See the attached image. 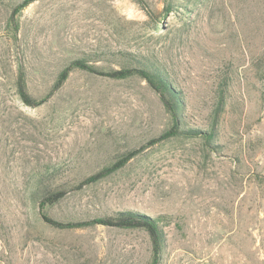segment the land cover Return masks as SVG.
I'll use <instances>...</instances> for the list:
<instances>
[{"label":"rangeland","instance_id":"obj_1","mask_svg":"<svg viewBox=\"0 0 264 264\" xmlns=\"http://www.w3.org/2000/svg\"><path fill=\"white\" fill-rule=\"evenodd\" d=\"M11 1L0 0V264H264V0H204L191 20L170 13L157 26L163 0H41L19 14L13 38ZM114 52L163 65L185 127L212 130L211 140L152 143L171 117L137 77L74 71L52 91L71 60L94 57L107 71ZM20 67L39 105L18 96ZM137 149L123 169L78 189ZM53 167L67 193L45 209L50 218L163 217L159 258L143 229L45 225L30 190Z\"/></svg>","mask_w":264,"mask_h":264},{"label":"trees","instance_id":"obj_2","mask_svg":"<svg viewBox=\"0 0 264 264\" xmlns=\"http://www.w3.org/2000/svg\"><path fill=\"white\" fill-rule=\"evenodd\" d=\"M38 1L41 0L11 1L10 12L5 22V30L12 35V38L17 35L19 29L17 23L19 14L29 5ZM135 1L139 5H143V8H146L144 0ZM203 1L204 0H163V8L162 11L156 15L155 26H157V24H162L170 13H172L176 19L179 18L180 21L184 22L186 20H191L192 15L203 5ZM145 10L149 16L152 15L150 11L147 9ZM91 56L101 57L100 55ZM109 56L113 58L114 61L109 63L110 68L107 71H102L97 67L95 63L100 61V59H91L94 57L83 56L71 60L58 72L55 82L52 85V91L60 89L74 71H85L114 80L137 77L145 81L148 87L158 94L171 117V127L159 137L153 139V141H151L152 143L182 135L201 137L207 142L211 140L212 130L208 132L198 128L185 127L182 118L183 101L181 91L172 75L163 65L155 63L148 58L138 57L126 52H114L109 54ZM22 75V67H20L16 79L18 96L26 105H39L42 101L35 102V100L31 98L27 92L25 77ZM223 94L224 93L220 94L217 107L218 111H216V114L219 113L222 108L224 101ZM139 153L140 151L138 149L127 152L111 165L82 178L77 185L80 186L78 189H81V187L85 185L94 186L98 184L102 180L123 169L128 162ZM59 177L60 173L56 167L48 168L44 173L39 174L35 178V185L30 190V199L45 225L59 230H84L97 225L120 229H143L150 237L154 258H159L164 245V236L160 225L162 224L163 217H151L139 211L126 209L82 221L58 222L50 218L45 212V209L52 208L60 203L67 193V189L63 184L56 183V179ZM74 187H76V185H74Z\"/></svg>","mask_w":264,"mask_h":264}]
</instances>
